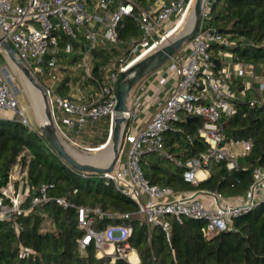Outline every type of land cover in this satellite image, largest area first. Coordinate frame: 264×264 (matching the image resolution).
<instances>
[{
	"label": "built area",
	"instance_id": "built-area-1",
	"mask_svg": "<svg viewBox=\"0 0 264 264\" xmlns=\"http://www.w3.org/2000/svg\"><path fill=\"white\" fill-rule=\"evenodd\" d=\"M190 1L156 0L141 6L135 0H0V38L13 44L23 64L38 81L43 82L52 117L64 141L79 146L77 141L70 139L68 130L79 136L84 128L104 118L111 126L120 75L164 39L161 34L165 25L175 19L179 21ZM213 1L206 0L199 28L192 40L166 63L168 71L176 78L172 92L158 101L156 111L141 129L135 128L137 115L130 107L117 165L112 172L98 175L107 186L132 200L137 210L110 213L101 207H77L78 227L82 231L78 243L82 253L94 245L99 258L110 257L113 263L124 260L128 264H141L139 253L130 243L133 227L112 223L103 230H96L94 224L98 220L123 221L138 217L147 227L150 241L156 227L162 228L170 239V217L179 223L194 219L205 222L202 232L210 240L232 229L234 218L264 203L262 167L255 169L248 194L235 198H226L209 190L176 191L151 184L145 176L146 156L157 155L185 168V180L196 186L210 177L216 164L225 163L229 171H237L239 158L252 149V140H226L224 119L234 116L237 105L245 101L248 91L252 92V85L246 84L235 93L231 83L249 75L254 67L235 61L234 55L225 49L230 46L228 39L216 34L209 26ZM127 17L135 21L140 37L124 44L119 27ZM63 35L67 42L62 46ZM96 52L110 56L97 72L95 68L100 59ZM61 55L77 61L70 63L73 66L69 63L63 66ZM76 68L80 70V82L97 86L94 95L73 100L57 92L56 84L63 79L61 71ZM11 80L7 67L0 62V118L35 130L27 117V110L18 101ZM260 89L264 91L263 84ZM263 99L254 97L248 102L255 106ZM190 117L201 122L197 134L206 150L184 161L166 149L165 134L171 130L183 132L173 124L188 122ZM49 148L54 151L51 146ZM124 151L125 162L122 161ZM79 173L82 177L94 175ZM50 188L46 184L31 188L27 168L19 162L15 164L6 184L0 186V222L12 220L13 228L19 234L21 224L18 217L28 215L35 207L54 201L68 208L67 199L50 195ZM32 192L35 195L26 206ZM29 254V249L22 247L21 257Z\"/></svg>",
	"mask_w": 264,
	"mask_h": 264
},
{
	"label": "trees",
	"instance_id": "trees-1",
	"mask_svg": "<svg viewBox=\"0 0 264 264\" xmlns=\"http://www.w3.org/2000/svg\"><path fill=\"white\" fill-rule=\"evenodd\" d=\"M135 1L147 6L156 0ZM209 17L208 24L215 33L228 39L230 46L225 49L234 55V60L251 65L264 75V0H214ZM119 34L125 44L140 37V30L127 17L120 24ZM66 42L63 35L61 45ZM95 55L100 59L95 68L97 72L110 56L104 52ZM250 94L248 91L245 101L237 105V113L224 119L223 124L226 140H252L253 143L251 151L239 158L237 171H229L225 163L216 164L210 177L194 186L185 180V168L157 155H147L144 170L150 183L176 191H216L226 198L247 195L254 182L255 169L264 168V99L250 106ZM200 125V121L193 120L173 124L183 132L167 131L166 149L184 161L198 156L206 150L197 134ZM106 141L107 138L102 139L101 144ZM49 146L39 129L31 130L16 121L0 118V186L6 184L12 167L19 162L27 168L31 188L49 185L50 195L63 197L70 205L64 208L52 201L35 207L26 216H19V234L12 220L0 222V264H128L124 260L113 263L110 257L99 258L94 245L87 247L85 253L80 251L78 240L82 231L78 227L76 208L101 207L110 213H133L137 210L136 204L114 187L107 186L100 176L82 177ZM34 195L32 192L26 206ZM169 220V240L162 228L156 227L149 241L147 227L138 217L123 221L98 220L94 228L103 230L112 223L132 226L130 243L139 253L141 264H264V203L234 218L232 229L210 240L202 232L203 221L186 219L179 223L171 217ZM48 221L51 228L45 226ZM44 228L47 230L43 231ZM22 247L29 249L27 257H21Z\"/></svg>",
	"mask_w": 264,
	"mask_h": 264
},
{
	"label": "water",
	"instance_id": "water-1",
	"mask_svg": "<svg viewBox=\"0 0 264 264\" xmlns=\"http://www.w3.org/2000/svg\"><path fill=\"white\" fill-rule=\"evenodd\" d=\"M205 2L206 0H195L192 9H189L188 6L181 22L175 28L176 31L173 37L169 38L164 44H161L160 46L157 45L151 49L146 56L138 59V61H136L128 70L120 75L117 84V104L115 107V114L111 121V130L107 141L90 151H83L82 153L87 156V159L85 160L77 159L69 152L67 146L70 145L67 144L60 135L52 117L44 86L32 75L30 69L23 64L22 60L18 57L13 44L8 41H3L0 38V52L4 54L8 63L11 64V62H13L14 65L20 68L41 92L45 105V120L40 121L39 130L56 154L67 165L79 172L91 173L94 175L110 173L115 169L123 143V135L129 121L127 113L130 111L129 100L132 91L141 80L164 66L167 61L176 55L187 42L192 40L199 28ZM166 37L167 35L161 42L165 41ZM189 120L198 121V118L190 117ZM106 145L110 146V161L107 164L102 165L99 162L97 163V159L101 158L103 152L95 150H99Z\"/></svg>",
	"mask_w": 264,
	"mask_h": 264
},
{
	"label": "crops",
	"instance_id": "crops-1",
	"mask_svg": "<svg viewBox=\"0 0 264 264\" xmlns=\"http://www.w3.org/2000/svg\"><path fill=\"white\" fill-rule=\"evenodd\" d=\"M61 56L62 57H60V60L63 66L72 62L71 57L66 58L64 55ZM70 65L73 66V64ZM61 75L63 79L56 84V90L64 96H68L73 100H79L81 97H90L97 91L96 88L92 89L88 83L80 82L79 73H73L69 70H62ZM175 84L176 78L170 74L166 64L139 82V84L132 91L130 100L131 110L137 115V120L135 123L136 129H141L143 126H145V124L152 117L153 113L156 111L158 101L167 98L172 92ZM100 121H102V126H100V128L103 130L104 135L101 137L102 141V139L108 138V136L106 137L105 127L108 126L109 120L104 118ZM93 127V125L87 126L81 131L79 136L75 131L70 130H68V134L72 141H77L79 146H83L87 139L91 138L89 135L92 132L91 129ZM99 144L100 143L85 147L94 149L97 148Z\"/></svg>",
	"mask_w": 264,
	"mask_h": 264
},
{
	"label": "rangeland",
	"instance_id": "rangeland-1",
	"mask_svg": "<svg viewBox=\"0 0 264 264\" xmlns=\"http://www.w3.org/2000/svg\"><path fill=\"white\" fill-rule=\"evenodd\" d=\"M177 22H178L177 19L172 20L171 22H168L162 31L163 32V34H161L162 37L168 35V33L173 29V27L176 26ZM76 61L77 60L74 59V61H72L70 63H74ZM228 61H231V60L228 59ZM0 62H1V65H5L7 67L8 71L11 75V79H12L11 82H12L13 88L17 94L18 101L20 102L21 106L27 110L26 114H27V117L30 119L32 126L34 127V129H39L40 118L38 117V114H37L36 109H35V106H36L35 99H34L32 93H31V91L27 85V82H26L24 76L17 69H14L11 64L8 63L7 59L5 58V56L1 52H0ZM66 70H68V69H65V71ZM70 71L73 73H80L79 72L80 70H78V68L72 69ZM250 72L251 73L249 75L242 77V78H239L238 80H235L232 84L233 85L232 90H233V92L238 93L239 90L241 89V87L244 88L246 86V84H251L252 85V90H251L252 92H250L251 93L250 97L251 98H254V97L263 98L264 97V91H262L260 89V86H261V84L264 85V75H263V73H259L258 71H255V70H252ZM39 82L41 84H43V82L41 80H39ZM90 87H92V89H95L97 86L91 84ZM130 100H131V98H130ZM93 126L94 127L91 129L92 132L89 135V137L91 136V138L90 139L88 138L83 146H75L72 143H70L69 141H66V143L70 145L68 147H71V148H74L80 152H83V151H86L85 148L90 146V145L100 143L99 145L101 146L102 145L101 144V137L104 136L103 130L100 128V126H102V121H99V122L93 124ZM109 127H110V122L108 121V126L105 127L106 128V137L109 135ZM125 160H126V154L124 151V153H122V161L125 162ZM45 226L47 228L52 227V225L49 221L45 223Z\"/></svg>",
	"mask_w": 264,
	"mask_h": 264
},
{
	"label": "bare ground",
	"instance_id": "bare-ground-1",
	"mask_svg": "<svg viewBox=\"0 0 264 264\" xmlns=\"http://www.w3.org/2000/svg\"><path fill=\"white\" fill-rule=\"evenodd\" d=\"M194 3H195V0L190 1L189 9H192ZM181 19H182V17H181ZM181 19L177 22L176 26L181 22ZM176 26L173 27V29L168 33L167 37L165 38V41L159 43L158 46H160L161 44H164L165 42H167L169 40V38L173 37V35L176 31L175 30ZM148 53L149 52H146V54L144 56H146ZM11 65L14 69H17L24 76V78L27 82V85H28V87H29L34 99H35V103H36L35 109H36V112L38 114V117L40 118V121H44L45 120V114H44L45 105L43 102L41 92L39 91V89L37 87H35V85L31 82L30 78L27 77L25 75V73L20 68H18L16 65H14L13 62H11ZM110 130H111V126L109 127V133H110ZM67 148H68L69 152L74 157H76L77 159H80V160L87 159V156L84 153H82V152H80L74 148L68 147V146H67ZM96 151L103 152L101 158L97 159V163L99 162L100 164L105 165L110 161L111 150H110L109 145L103 146V148H100L99 150H96Z\"/></svg>",
	"mask_w": 264,
	"mask_h": 264
}]
</instances>
